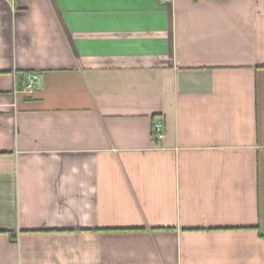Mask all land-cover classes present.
<instances>
[{"label":"crops","instance_id":"1","mask_svg":"<svg viewBox=\"0 0 264 264\" xmlns=\"http://www.w3.org/2000/svg\"><path fill=\"white\" fill-rule=\"evenodd\" d=\"M0 264H264V0H0Z\"/></svg>","mask_w":264,"mask_h":264},{"label":"built area","instance_id":"2","mask_svg":"<svg viewBox=\"0 0 264 264\" xmlns=\"http://www.w3.org/2000/svg\"><path fill=\"white\" fill-rule=\"evenodd\" d=\"M27 82H26V86H25V91L27 93H34L36 91V89L38 88V84H39V75L37 74H30L27 76ZM154 130L156 132V134L158 135L159 138H163L164 137V124L163 122H157L154 124Z\"/></svg>","mask_w":264,"mask_h":264}]
</instances>
